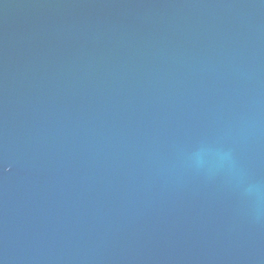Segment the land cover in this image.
Listing matches in <instances>:
<instances>
[{"label": "water", "instance_id": "obj_1", "mask_svg": "<svg viewBox=\"0 0 264 264\" xmlns=\"http://www.w3.org/2000/svg\"><path fill=\"white\" fill-rule=\"evenodd\" d=\"M251 185L264 0H0V264H264Z\"/></svg>", "mask_w": 264, "mask_h": 264}, {"label": "clouds", "instance_id": "obj_2", "mask_svg": "<svg viewBox=\"0 0 264 264\" xmlns=\"http://www.w3.org/2000/svg\"><path fill=\"white\" fill-rule=\"evenodd\" d=\"M228 159L229 157L227 156V154H225L223 160L226 161ZM245 193L255 199V212L257 218H260V216L264 215V188H262L260 185H251Z\"/></svg>", "mask_w": 264, "mask_h": 264}]
</instances>
